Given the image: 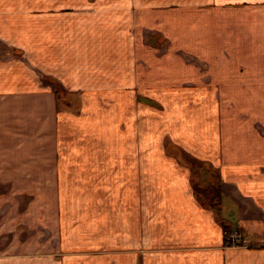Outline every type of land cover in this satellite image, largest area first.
Returning <instances> with one entry per match:
<instances>
[{
    "label": "crops",
    "instance_id": "crops-1",
    "mask_svg": "<svg viewBox=\"0 0 264 264\" xmlns=\"http://www.w3.org/2000/svg\"><path fill=\"white\" fill-rule=\"evenodd\" d=\"M52 1L0 0V264H264V0Z\"/></svg>",
    "mask_w": 264,
    "mask_h": 264
},
{
    "label": "rangeland",
    "instance_id": "rangeland-1",
    "mask_svg": "<svg viewBox=\"0 0 264 264\" xmlns=\"http://www.w3.org/2000/svg\"><path fill=\"white\" fill-rule=\"evenodd\" d=\"M52 2H54V8H56V10H53L51 12V16L54 17V18H57L59 16H63L64 13L63 11H58L57 8L59 6H63V0H53ZM61 4V5H59ZM65 16V15H64ZM19 31H23V32H27L28 35H32L33 37V44H31L32 46H34V49L35 51H40L41 50V44H42V28L41 27H34V28H17ZM31 29L33 30V34H31ZM73 28L71 27H68V26H62L60 27V31L62 34H66L67 31L71 30ZM135 30H138V28H135ZM149 30V29H147ZM57 28L56 27H50V35H51V41L56 39V35H57ZM150 31V30H149ZM54 35V36H53ZM146 36H147V42H146V45H147V49L145 50H140L137 46V50L138 52H143L144 54H154L153 52V47H154V44L155 42H152L153 39H154V36H149L148 34V31L146 32ZM151 39V41H150ZM157 44V43H156ZM24 46L27 45V43H23ZM162 50L165 51V48H164V43L162 45ZM179 55L181 58L183 56L180 55V54H177ZM174 54H163L162 55V60H163V64L159 65L158 68H163L161 70V73L163 74V76H166L167 78H170L172 75L171 73H175L177 72L178 73V76L179 75H183L184 74V71L181 70L180 68H177L175 65H174ZM154 57L156 56H153V57H150V62L153 63L154 62ZM168 73V74H166ZM228 77V76H227ZM55 88L57 89V91L59 90V85H57V83H55ZM225 96H226V99L222 98L223 101L225 100H231V99H234L236 101V106H239L237 108H234V110L236 111V114L237 115H249V114H252L253 115V107L252 108H249L247 105L249 104V102L252 100L253 101V90L249 91V90H233V91H226V92H222ZM153 122L149 123V126H147V129H146V132H147V135H151L153 134ZM158 135L161 137V138H158V141L160 143L159 146H170L172 147V145H169V135L165 129V127L163 126L159 131H158ZM147 145H151L150 142H147ZM208 168H212V166H209ZM207 168L206 169H203L201 172H199V176L195 177L194 178V182H198L197 183V186H199L200 188H205L207 186H209L210 183H213L214 185L210 186V192H212V195L213 197H216L219 195V186L217 184V179H216V175H212V174H216V173H210L209 172V169ZM214 171V170H213ZM197 174V175H198ZM205 175L204 177L202 175ZM209 182V183H208ZM203 199H205L204 196H201ZM216 198H214V200H216ZM218 208H219V212H218ZM225 214H224V212ZM221 212V208L220 206H214L213 205V208H212V212L214 214V216L216 218L219 219L220 216H223V214L226 216L225 220L226 222H229L228 218L230 216V214L226 211V209L224 208ZM223 213V214H222ZM227 225L229 223H226ZM234 234L236 232H239L238 231V228L235 224H230L229 225Z\"/></svg>",
    "mask_w": 264,
    "mask_h": 264
},
{
    "label": "trees",
    "instance_id": "trees-1",
    "mask_svg": "<svg viewBox=\"0 0 264 264\" xmlns=\"http://www.w3.org/2000/svg\"><path fill=\"white\" fill-rule=\"evenodd\" d=\"M208 169H209L210 173H216V174H212V175L213 176L216 175L217 184H218V186L220 188V179H219V175H218L217 171H215L213 168H208ZM206 170H207V168H206ZM197 183L198 182H194L193 181V190H194V193H195L198 201L203 206H205V207H207V208H209L211 210L213 208V205L214 206H218L220 204V189H219V195L216 198V197H213L212 192H210V186L214 185L213 183H210L209 186H207L205 188H200L199 186H197ZM201 196H204L205 199H203ZM214 198H216V200H214ZM218 212H219V208H218ZM216 219L221 224V227L223 229L224 244L225 245H232L233 243L237 244L236 242H233V240H232L231 234H232L233 231L229 227V225L224 223L223 218L221 216L219 217V219L218 218H216Z\"/></svg>",
    "mask_w": 264,
    "mask_h": 264
},
{
    "label": "built area",
    "instance_id": "built-area-1",
    "mask_svg": "<svg viewBox=\"0 0 264 264\" xmlns=\"http://www.w3.org/2000/svg\"><path fill=\"white\" fill-rule=\"evenodd\" d=\"M231 236H232V237H235L236 235L233 234V235H231Z\"/></svg>",
    "mask_w": 264,
    "mask_h": 264
}]
</instances>
